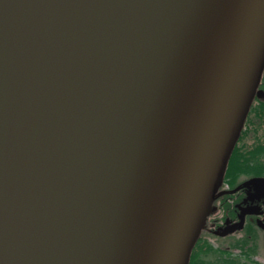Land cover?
<instances>
[{
    "label": "water",
    "instance_id": "95a60500",
    "mask_svg": "<svg viewBox=\"0 0 264 264\" xmlns=\"http://www.w3.org/2000/svg\"><path fill=\"white\" fill-rule=\"evenodd\" d=\"M263 74L264 0H0V264H190Z\"/></svg>",
    "mask_w": 264,
    "mask_h": 264
},
{
    "label": "flooded vegetation",
    "instance_id": "af4514ba",
    "mask_svg": "<svg viewBox=\"0 0 264 264\" xmlns=\"http://www.w3.org/2000/svg\"><path fill=\"white\" fill-rule=\"evenodd\" d=\"M229 179L217 194L190 264H264V171Z\"/></svg>",
    "mask_w": 264,
    "mask_h": 264
},
{
    "label": "trees",
    "instance_id": "16d2710c",
    "mask_svg": "<svg viewBox=\"0 0 264 264\" xmlns=\"http://www.w3.org/2000/svg\"><path fill=\"white\" fill-rule=\"evenodd\" d=\"M262 131H264V99L257 97L252 103L245 126L231 155L226 181H229V178L236 180L243 174L264 171V132Z\"/></svg>",
    "mask_w": 264,
    "mask_h": 264
},
{
    "label": "rangeland",
    "instance_id": "374dc122",
    "mask_svg": "<svg viewBox=\"0 0 264 264\" xmlns=\"http://www.w3.org/2000/svg\"><path fill=\"white\" fill-rule=\"evenodd\" d=\"M262 132H264V131H262ZM249 141L251 142V139H250ZM250 142H249V143H250Z\"/></svg>",
    "mask_w": 264,
    "mask_h": 264
}]
</instances>
